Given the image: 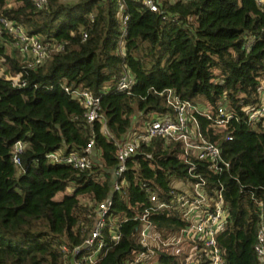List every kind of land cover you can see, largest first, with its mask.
<instances>
[{
  "label": "trees",
  "instance_id": "1",
  "mask_svg": "<svg viewBox=\"0 0 264 264\" xmlns=\"http://www.w3.org/2000/svg\"><path fill=\"white\" fill-rule=\"evenodd\" d=\"M118 1L129 16L122 51ZM156 2L157 13L130 0H47L41 10L30 0H0V19L15 22L44 42L65 44L62 53L28 68L15 54H6L13 41L0 26L5 73L21 74L25 83L13 87L0 79V264H68L70 253L92 229L95 206L108 198L119 239L103 233L105 246L95 264L187 263L190 243L163 246L148 240L143 245L142 223L134 220L150 207L143 184L161 202H169L172 186L185 179L187 165L179 143L157 137L141 145L127 162L125 184L112 192L117 143L132 130L142 131L150 115L173 113L167 90L181 102L212 113L225 100L240 119L217 133L210 121L194 113L204 137L230 163L221 177L230 207L228 229L217 237L223 264H262L254 245L256 201L264 208V120L247 124L241 118L243 109L259 106L264 87V0ZM128 73L136 82L120 92L117 83ZM64 85L100 97L107 135L102 123L86 122L84 109L67 96ZM229 135L231 141L226 140ZM90 140L94 148L89 169L47 158L53 153L60 158L83 154ZM17 142L24 144L18 167L12 158ZM203 176L214 190V178L204 171ZM147 219L150 232L162 241L177 238L184 226L175 209L151 212Z\"/></svg>",
  "mask_w": 264,
  "mask_h": 264
},
{
  "label": "built area",
  "instance_id": "2",
  "mask_svg": "<svg viewBox=\"0 0 264 264\" xmlns=\"http://www.w3.org/2000/svg\"><path fill=\"white\" fill-rule=\"evenodd\" d=\"M36 10L44 9L47 0H30ZM65 3L68 0H58ZM76 1V0H72ZM140 3L143 9L150 12H159L156 0H130ZM262 0H259L261 2ZM117 15L120 24L121 36L119 46L122 51L126 45L127 25L129 16L126 14L122 1H118ZM91 17V16H90ZM0 26L12 37V47L21 56L26 67H37L53 54L62 53L65 44L59 42H44L37 35H28L23 27L7 18L0 19ZM1 33V31H0ZM82 41L87 39L85 32L81 33ZM5 59L0 54V79L9 81L13 87H24L21 74L9 75L5 73ZM135 78L129 73L121 77L117 83L120 92H128L135 84ZM64 92L71 100L77 101L84 109V118L91 124L96 121L102 123L103 134L107 135L104 127V116L102 114L100 97L94 96L85 89L71 88L64 85ZM163 94V93H162ZM160 94V95H162ZM166 102L171 106L173 113L152 114L142 131L132 130L117 143V164L112 170V192L120 191L125 184L122 175L127 171L128 160L138 151L141 145L148 146L153 138L161 137L165 143L175 142L180 144L182 159L187 165L185 179L176 182L169 191V202H161L159 198L150 191L147 184L142 188L148 194L150 207L146 208L144 214L135 217L142 223L140 231L141 243L147 245L148 240L159 242L163 246H178L184 242L190 243L189 256L186 264H199L202 259L204 264H223V251L217 244V237L228 229L230 221V207L224 199V186L221 181L222 175L230 168V163L222 156L221 148L208 141L200 130V126L194 113L201 114L208 121L210 127L217 133L225 131L232 120H240L226 107L225 100L212 113L211 109H198L190 103L181 102L172 90L165 92ZM244 116L241 118L247 124H255L264 120V87L260 92V104L258 107L245 108L242 110ZM231 141L229 135L226 138ZM93 140H90L83 154L71 152L66 157L60 158L59 153L49 154L50 162H60L72 166L74 169L83 171L92 165ZM24 144L15 143L13 146V163L20 166V154L23 152ZM198 163L202 169L198 170ZM203 171L214 178L216 188L210 190ZM195 180V181H192ZM258 209V226L254 252L260 263L264 264V208L262 201H256ZM111 199L99 203L94 209L92 229L89 231L84 244L75 248L69 256L68 264H95L98 256L105 246L102 235L105 231L111 240L119 239V227L116 220L112 218L110 209ZM163 209H175L184 226L179 231L178 237L162 241L154 233L150 232L151 225L147 219L151 212Z\"/></svg>",
  "mask_w": 264,
  "mask_h": 264
},
{
  "label": "rangeland",
  "instance_id": "3",
  "mask_svg": "<svg viewBox=\"0 0 264 264\" xmlns=\"http://www.w3.org/2000/svg\"><path fill=\"white\" fill-rule=\"evenodd\" d=\"M72 2H73L72 0H68L65 3H72ZM145 47H146V45H145ZM5 50H6L5 52L8 56L15 54L17 56L16 58L18 61H20V62L23 61L21 56L19 55L18 51L16 49H14L12 46L7 45ZM60 198H61V194L57 195L56 200H58Z\"/></svg>",
  "mask_w": 264,
  "mask_h": 264
}]
</instances>
